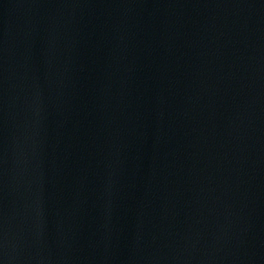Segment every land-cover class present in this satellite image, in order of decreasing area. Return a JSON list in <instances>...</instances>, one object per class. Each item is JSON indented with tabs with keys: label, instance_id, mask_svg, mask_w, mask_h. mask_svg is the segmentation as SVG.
Wrapping results in <instances>:
<instances>
[{
	"label": "water",
	"instance_id": "water-1",
	"mask_svg": "<svg viewBox=\"0 0 264 264\" xmlns=\"http://www.w3.org/2000/svg\"><path fill=\"white\" fill-rule=\"evenodd\" d=\"M0 264H264V0H0Z\"/></svg>",
	"mask_w": 264,
	"mask_h": 264
}]
</instances>
